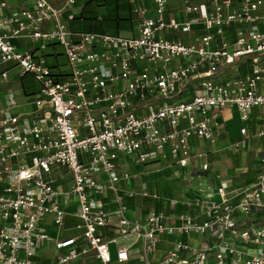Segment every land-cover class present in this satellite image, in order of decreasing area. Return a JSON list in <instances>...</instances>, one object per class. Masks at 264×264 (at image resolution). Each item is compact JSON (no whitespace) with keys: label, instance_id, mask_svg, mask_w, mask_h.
Instances as JSON below:
<instances>
[{"label":"built area","instance_id":"1","mask_svg":"<svg viewBox=\"0 0 264 264\" xmlns=\"http://www.w3.org/2000/svg\"><path fill=\"white\" fill-rule=\"evenodd\" d=\"M88 1L94 0H64L58 8L50 0H32L4 14L0 0V64L11 67L0 75L7 81L12 71L30 74L38 85L35 112L14 113L12 91L0 107V264H34L33 255L46 241L63 250L59 263L89 251L101 264L122 263L128 247L121 239L140 240L149 257L163 235L172 233L194 240L174 241L155 264H264V151L254 180L233 200L224 185L217 197L194 200L203 208L202 220L182 212L174 224L157 210L131 220L124 214V195H157L146 186L138 192L118 187L129 177L118 170L120 156L169 160L183 168L192 156L190 139L215 142L223 109L235 108L242 121L253 108L264 113V32L258 29L264 0H182L183 12L193 15L181 20L167 14L168 0H115L128 5L117 10L128 17L127 34L73 27V6ZM111 8L98 6L95 21H104ZM65 9L70 11L64 16ZM233 24L237 37L228 42L226 29ZM196 25L206 33L192 42L162 35L191 32ZM22 37L35 46L17 47L13 39ZM53 45L61 47L64 62L48 63L45 51ZM240 64L251 68L224 76L225 69ZM239 132L244 138L233 147L246 144V128ZM256 133L264 137V127ZM59 167L71 172L63 192L54 184ZM201 168L208 169L206 161ZM107 191L114 193L115 210L103 204ZM61 194L76 198L77 233L52 237L40 221L49 215L63 227ZM112 215L116 237H104L100 229L112 226Z\"/></svg>","mask_w":264,"mask_h":264},{"label":"crops","instance_id":"2","mask_svg":"<svg viewBox=\"0 0 264 264\" xmlns=\"http://www.w3.org/2000/svg\"><path fill=\"white\" fill-rule=\"evenodd\" d=\"M5 2L4 14H10L15 9L21 7H29L32 5V0H2ZM51 3L58 8L64 5V0H50ZM115 0H110L109 4L114 6ZM192 2H206L209 0H191ZM237 1V0H233ZM167 14H172L175 18L181 20L191 17L193 14H185L182 10V0H168ZM85 4L73 6V11L76 12V18L84 11ZM120 9V8H119ZM70 9H65L64 16ZM260 14L264 15V5L260 8ZM124 22V28H120L119 32L127 34L130 32V22L127 15ZM81 18V17H80ZM73 20V27L81 28V20ZM81 21V22H80ZM107 22V21H105ZM106 26H109L106 24ZM99 27V26H98ZM105 28V24L103 25ZM102 27V29H103ZM112 29V28H111ZM258 29L264 32V19L259 23ZM206 33V30L199 25L194 26L191 32H175L166 30L162 33L163 37L171 40H179L183 42H192L198 35ZM226 39L231 42L236 39V27L230 25L226 29ZM220 42V38L216 37ZM13 42L21 49H32L35 44L28 38H16ZM61 47L57 45L49 46L45 51V57L49 64L64 62L61 56ZM51 59V60H50ZM50 60V61H49ZM9 65V64H8ZM10 65L5 67L2 65L1 70L10 69ZM249 64H240L225 69L224 76L241 75L250 70ZM0 70V72H1ZM0 85V107L4 104L5 96L8 92L15 93L17 101L13 112L18 114L33 113L36 107L33 103L32 95L37 90V82L32 75L24 76L16 75L12 71L11 76L6 81L2 76ZM220 125L217 127V138L214 143H209L204 139H190V148L192 156L188 164L180 168L172 163L165 161L139 162L131 157L120 156L118 170L129 173L127 179L120 180L118 187L123 192L124 190L140 191L144 186L148 191L157 196H141L136 193L135 196L124 195L122 203L126 206L124 214L131 220H142L150 211L157 210L163 212L170 218V222L179 224L178 215L182 212H188L198 220L203 219V208L197 206L194 201L196 198L217 197L216 191L219 186L224 185L229 199H234L235 193L254 180L258 171V162L261 151L264 149V137L257 136V131L264 127V113L259 108H253L248 121H242L235 108H225L220 113ZM241 127L246 128V144L244 146L233 147L234 143L242 140L244 136L240 134ZM253 146L250 148V146ZM259 154L253 155V150ZM204 152L206 155L200 157L199 154ZM257 156V157H256ZM206 161L208 169L203 170L201 163ZM54 184L61 192L67 190L71 182V172L65 168L59 167L53 170ZM105 175H99L100 179H104ZM60 204L63 205L65 214L63 217V227L60 229L52 220V217L44 216L40 221L42 227L52 237H66L77 233L75 225L79 222L76 216V198L66 197L61 194L59 197ZM103 204L109 210H115L118 204L115 202L114 193L107 191L102 197ZM175 203H174V202ZM113 222L111 227L100 229V233L104 237H116L115 224L117 217L111 216ZM190 241L185 235L172 233L171 235H163L162 240L158 243L155 253L149 257H145L142 252V242L131 239H121L120 243L128 247V260L122 263L114 262L112 264H155L162 257L165 251L171 249L173 242L176 240ZM111 253L115 256L116 244H110ZM63 250H57L49 241L44 242L35 252L32 259L34 264H101L96 258L93 251L78 259L67 263H59L58 255L62 254Z\"/></svg>","mask_w":264,"mask_h":264},{"label":"trees","instance_id":"3","mask_svg":"<svg viewBox=\"0 0 264 264\" xmlns=\"http://www.w3.org/2000/svg\"><path fill=\"white\" fill-rule=\"evenodd\" d=\"M110 0H94L88 1L85 3L84 11L79 15V19H82L81 28L87 30H102L103 25L105 24L104 31H108L111 33H115L119 31L120 28H124V22L126 18L118 15V9L121 8L123 11L128 9V5L121 3L120 5L114 3L111 9H109L108 13L104 15V21H95V15L98 11V6H101L103 3H110ZM123 15V13H121ZM119 16V18H118ZM81 17V18H80ZM109 18V19H108ZM107 21V22H105ZM109 25V26H106ZM99 26V27H98ZM79 27V26H78ZM112 28V29H111Z\"/></svg>","mask_w":264,"mask_h":264},{"label":"rangeland","instance_id":"4","mask_svg":"<svg viewBox=\"0 0 264 264\" xmlns=\"http://www.w3.org/2000/svg\"><path fill=\"white\" fill-rule=\"evenodd\" d=\"M50 60H51V59H50ZM50 60H49V61H50ZM2 65H4L5 67H8V66H9V65L6 64V63H5V64H0V70H1V68H2ZM0 80H1V78H0ZM0 83H1V81H0ZM0 85H1V84H0ZM252 147H253V146L251 145L250 148H252ZM252 150H253V149H252ZM263 150H264V149H262L261 151H263ZM253 152H254V153H253V155H254V154H256V153L259 154L260 151L257 152V151H255V150H253ZM256 157H257V156H256Z\"/></svg>","mask_w":264,"mask_h":264}]
</instances>
